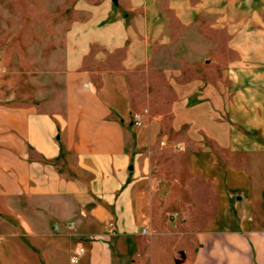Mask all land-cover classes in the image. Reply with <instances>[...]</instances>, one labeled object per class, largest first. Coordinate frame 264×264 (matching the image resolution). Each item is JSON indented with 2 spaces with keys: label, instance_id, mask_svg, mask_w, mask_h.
<instances>
[{
  "label": "crops",
  "instance_id": "obj_1",
  "mask_svg": "<svg viewBox=\"0 0 264 264\" xmlns=\"http://www.w3.org/2000/svg\"><path fill=\"white\" fill-rule=\"evenodd\" d=\"M102 2L0 97V264H264V0Z\"/></svg>",
  "mask_w": 264,
  "mask_h": 264
},
{
  "label": "rangeland",
  "instance_id": "obj_2",
  "mask_svg": "<svg viewBox=\"0 0 264 264\" xmlns=\"http://www.w3.org/2000/svg\"><path fill=\"white\" fill-rule=\"evenodd\" d=\"M101 4L102 0H0V97L17 95L21 90L37 95L44 84L41 73L35 72L40 67L35 66L34 59L47 58L51 51L63 48L67 28L98 16ZM119 4L128 5L124 1ZM211 22L208 14H202L168 47L173 60L181 59L178 69L186 79L193 75V58L202 47L225 40L209 29Z\"/></svg>",
  "mask_w": 264,
  "mask_h": 264
},
{
  "label": "built area",
  "instance_id": "obj_3",
  "mask_svg": "<svg viewBox=\"0 0 264 264\" xmlns=\"http://www.w3.org/2000/svg\"><path fill=\"white\" fill-rule=\"evenodd\" d=\"M133 121H134L135 125H141L142 124L141 117L137 113H135L133 115ZM112 230H113V224L112 223H109V230H108V232L111 233ZM84 251H85V249H84L83 246L77 247V249L71 255L70 261L72 263H76L79 260L80 256L84 253Z\"/></svg>",
  "mask_w": 264,
  "mask_h": 264
}]
</instances>
